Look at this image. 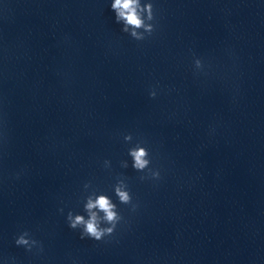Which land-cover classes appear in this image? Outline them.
<instances>
[{
  "label": "clouds",
  "instance_id": "9594fccd",
  "mask_svg": "<svg viewBox=\"0 0 264 264\" xmlns=\"http://www.w3.org/2000/svg\"><path fill=\"white\" fill-rule=\"evenodd\" d=\"M111 9L115 13V20L122 24V31L128 33L133 39L143 41L151 36L155 31L156 25L154 7L151 2L142 3V0H112ZM195 66L199 69L202 67L199 59L195 60ZM157 95L155 90L149 92L150 98H155ZM126 142L132 140V135L124 136ZM128 155L132 159V168L137 172H145L147 170V177L141 176V179L151 178L154 180L160 179L159 170L150 168L151 160L149 152L141 143H137L128 151ZM105 166H110L109 161L104 162ZM122 167L127 168V161L122 162ZM84 187L87 189L88 184ZM114 194L118 201L124 205H131L132 210L135 211L137 205L133 204V197L128 185L124 180H118L114 185ZM61 212L63 209L60 210ZM84 212L86 215L74 214L69 211L67 214L68 226L73 229H80L81 239H92L95 241H102L105 237L112 236L117 226L123 220L117 204L112 199L105 195H96L93 193L89 195L84 203ZM17 246L24 247L27 251H31L33 247L42 246L35 239L30 237V234L25 231L15 239Z\"/></svg>",
  "mask_w": 264,
  "mask_h": 264
}]
</instances>
